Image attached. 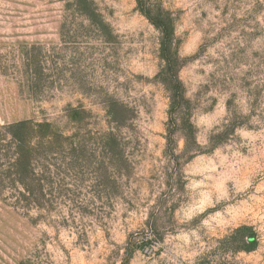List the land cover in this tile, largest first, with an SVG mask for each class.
Segmentation results:
<instances>
[{"label": "rangeland", "instance_id": "rangeland-1", "mask_svg": "<svg viewBox=\"0 0 264 264\" xmlns=\"http://www.w3.org/2000/svg\"><path fill=\"white\" fill-rule=\"evenodd\" d=\"M0 264H264V0H0Z\"/></svg>", "mask_w": 264, "mask_h": 264}]
</instances>
